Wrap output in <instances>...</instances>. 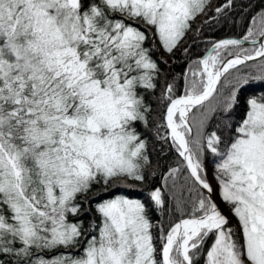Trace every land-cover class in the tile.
I'll return each instance as SVG.
<instances>
[{
    "label": "snow or ice",
    "instance_id": "1",
    "mask_svg": "<svg viewBox=\"0 0 264 264\" xmlns=\"http://www.w3.org/2000/svg\"><path fill=\"white\" fill-rule=\"evenodd\" d=\"M249 6L0 0V264H264V87L250 91L264 85V0L242 38L214 41L195 61L183 95L166 79L161 88L167 62L154 48L174 55L189 33ZM240 66L259 74L230 71ZM160 102L163 124L151 118ZM153 128L195 188L167 225L153 221L169 211L161 188L147 201L111 194L151 183Z\"/></svg>",
    "mask_w": 264,
    "mask_h": 264
},
{
    "label": "trees",
    "instance_id": "2",
    "mask_svg": "<svg viewBox=\"0 0 264 264\" xmlns=\"http://www.w3.org/2000/svg\"><path fill=\"white\" fill-rule=\"evenodd\" d=\"M213 6H216L222 2V0H212ZM243 2L249 7L241 9L237 7L228 13L227 19L221 20L219 23H211L201 27L198 33H189V36L184 42H182L181 49H177L174 55L164 53L159 48L158 42L154 45L157 49L155 55L159 56L160 60L166 61L164 72L161 74L160 85L161 88L167 83L174 84V91L176 95L184 93V88L187 86V82L191 79L190 69L195 70L198 65L195 61L208 50L212 45V42L224 39V38H242L246 34L247 28L251 26V18L258 12L261 7L262 0H237V4ZM258 45H253L251 42H246L244 47L252 48ZM188 49L187 53L182 51V48ZM257 61H250V65H255ZM232 73L239 71L240 74L251 73L252 75H258V69L255 67L240 66L239 70H230ZM232 79L231 75L226 74L222 77L221 83L217 86L220 92L226 93L229 87L228 81ZM264 87L258 81L254 82L250 86V91L259 92ZM160 89H158L159 94ZM155 102L156 97H152ZM208 102H206L207 104ZM212 103H216L212 100ZM154 112L152 114V120L157 124L164 123L165 104L160 102L159 105L154 103ZM196 110L193 109V112ZM216 124L215 118H212L208 122L207 131L214 130ZM169 130L163 128L160 129V135H166ZM149 139V153L152 160L150 184H137L134 187H125L120 185L111 189L112 195H125L129 198L148 200L150 191L155 188H161L162 192L166 194L169 200V211L167 213H161L159 209H156L153 213V221L157 224L167 225L169 222L175 221L184 212L187 211V205L181 209L173 211V205L180 199L187 200L189 195H195V188L193 186L192 179L189 177V171L185 167L183 158L176 152L175 147L171 144V138L167 142L160 140L155 134V128L152 131L146 133ZM215 158L209 153L204 157L206 168H210L214 173ZM174 167H180L181 171L175 177L168 175L169 171ZM182 194V195H181ZM222 207L223 203L220 201ZM153 207H155L153 205ZM233 224H235V219Z\"/></svg>",
    "mask_w": 264,
    "mask_h": 264
},
{
    "label": "rangeland",
    "instance_id": "3",
    "mask_svg": "<svg viewBox=\"0 0 264 264\" xmlns=\"http://www.w3.org/2000/svg\"><path fill=\"white\" fill-rule=\"evenodd\" d=\"M200 59H201V57H200ZM170 131V130H169ZM207 173H208V179H209V181L212 183V185H213V187L214 188H216L217 187V183H216V180L214 179V173L212 172V170L210 169V168H208L207 169ZM218 196V195H217ZM132 199H134V198H132ZM218 199H219V201H220V198H219V196H218ZM221 204V203H220ZM224 205V204H223ZM221 207H222V205H221ZM224 210H225V212L227 213V207L226 206H224V207H222ZM230 215V214H229Z\"/></svg>",
    "mask_w": 264,
    "mask_h": 264
},
{
    "label": "water",
    "instance_id": "4",
    "mask_svg": "<svg viewBox=\"0 0 264 264\" xmlns=\"http://www.w3.org/2000/svg\"><path fill=\"white\" fill-rule=\"evenodd\" d=\"M218 41V40H217ZM250 42V41H249ZM212 46V45H211ZM211 46L208 48V50L204 53V55L201 57V59L204 57V56H206L207 54H208V51L211 49ZM218 86V85H217ZM184 93H181L180 95H183ZM184 163H185V165H186V162L184 161ZM214 196H215V199L217 200V202L220 204V201H219V199H218V196L217 195H215V193H214ZM220 206H221V204H220ZM222 208V207H221Z\"/></svg>",
    "mask_w": 264,
    "mask_h": 264
}]
</instances>
